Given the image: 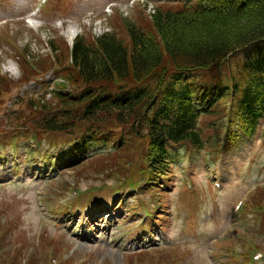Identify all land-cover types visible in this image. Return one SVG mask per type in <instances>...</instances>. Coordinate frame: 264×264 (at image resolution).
Instances as JSON below:
<instances>
[{
    "label": "rangeland",
    "instance_id": "obj_1",
    "mask_svg": "<svg viewBox=\"0 0 264 264\" xmlns=\"http://www.w3.org/2000/svg\"><path fill=\"white\" fill-rule=\"evenodd\" d=\"M143 1L49 0L41 7L38 21L26 23L10 17L21 8L28 10L31 2L0 0V144L3 147L13 136L14 142L22 140L18 135L22 123L17 121L29 118L32 113L28 111L29 104L56 110L61 108L58 96H74L84 88L81 81L68 80L73 71L65 53L58 58L62 66L50 64L53 57L49 55L48 42L62 50L70 48L77 36L92 41L104 32H114L127 45L123 24L134 22L138 27L151 29L149 15L153 8ZM108 9L110 12L105 13ZM22 52L29 58L23 57ZM33 60L40 66L34 69ZM235 66L236 60H231L229 73H233ZM23 68L30 70L25 72ZM59 68H65L66 72ZM224 72L227 77L228 69ZM50 89L53 97L49 96ZM22 95L25 99L15 103L14 98ZM50 115H42L38 121L49 119ZM31 118H35L33 113ZM223 120L229 131L219 141L217 134ZM232 123L227 116V104L202 117L198 126L203 147L176 146L177 161L154 184L145 183L146 141L128 127L104 128L108 140L121 138L127 145L98 152L75 168L59 169L55 173L46 174L39 164L44 154L55 155L51 148L60 143L61 134L50 136L48 143L43 142L36 150L38 154L31 155V161L23 158L25 146L19 147L13 156L6 151L0 160V252L8 256L0 255V264L12 261L15 264H235L233 261L243 258L239 254L245 251L241 243L244 247L255 243L264 250V235L254 234L253 221L242 222L237 218L240 214L233 216L238 200L243 211L248 207L241 196L255 185L264 184V117L254 133L241 141L235 138L239 130L235 129L236 132ZM183 170L189 178L188 188L183 184ZM139 181L135 190H128L129 183ZM70 200L80 203L76 215L67 212L59 220L53 219L54 213H61L65 202ZM144 200H148L145 205L153 202L154 205L147 210L141 205ZM85 202L98 208L104 206V211L87 220ZM43 207L50 216L45 215ZM74 224H79L81 229L74 230ZM230 242L233 244L222 249L223 244ZM140 243L143 253L129 255L136 252L133 248ZM225 249H229L227 257ZM260 255L256 264H264L261 251L252 256ZM245 264L252 263L245 260Z\"/></svg>",
    "mask_w": 264,
    "mask_h": 264
},
{
    "label": "trees",
    "instance_id": "obj_2",
    "mask_svg": "<svg viewBox=\"0 0 264 264\" xmlns=\"http://www.w3.org/2000/svg\"><path fill=\"white\" fill-rule=\"evenodd\" d=\"M149 19V30L123 24L127 45L114 32L92 41L79 36L62 50L48 42L50 64L62 66L58 58L65 53L73 71L68 80L81 81L84 88L74 96H58L56 110L29 104L37 118L31 113L18 120L23 129L18 135L33 138L39 147L41 140L61 134L55 165L75 168L99 148L107 152L127 145L121 138L108 140L105 127H128L146 141L145 183L153 184L166 175L172 146L203 147L197 122L221 105L228 104L241 137H250L264 117V0L160 6ZM23 57L29 58L25 52ZM233 59L236 78L229 73ZM46 114L52 115L38 121ZM14 139L7 145L12 152L18 148Z\"/></svg>",
    "mask_w": 264,
    "mask_h": 264
}]
</instances>
